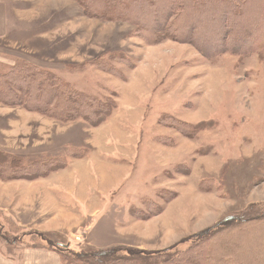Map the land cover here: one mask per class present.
Instances as JSON below:
<instances>
[{
	"label": "rangeland",
	"instance_id": "rangeland-1",
	"mask_svg": "<svg viewBox=\"0 0 264 264\" xmlns=\"http://www.w3.org/2000/svg\"><path fill=\"white\" fill-rule=\"evenodd\" d=\"M16 7L24 38L16 41L12 36L1 45L8 47V53H0L9 62H0V72L27 61L56 73L79 91L102 97L115 92L118 108L106 123L93 128L82 121L65 124L0 104V151L25 165L64 155L65 144L85 146L91 153L86 157L94 164L106 157L130 158L135 173L107 198L119 207L117 225H124L117 227L126 226L133 217L131 209L139 215L161 205L164 211L152 217L160 216L154 222L162 225L158 239L145 242L143 248H121L170 249L167 253L174 255L193 246L197 241L193 236L225 217L264 205V66L258 55L241 62L224 54L212 63L188 44L168 40L148 45L134 37L132 25L89 19L73 0H20ZM112 52L131 60L130 65L113 62L119 76L94 65L98 57ZM162 115L191 124L215 120L217 127L191 140L161 124ZM157 136H169L175 145H163ZM207 146L210 154L197 153ZM84 159L78 164H85ZM78 160H70L68 166H76ZM204 180L219 191H201L199 183ZM114 182L106 186L113 187ZM165 191L178 196L164 202L160 195ZM109 212L105 208L94 222L110 221L104 216ZM0 218L4 231L21 230L19 235L31 242L33 230L18 226L2 211ZM76 240L78 247L90 249L80 237ZM174 245H179L176 250ZM205 245L209 249L202 260L209 258L213 264H264V220L210 234ZM2 246L11 255V246Z\"/></svg>",
	"mask_w": 264,
	"mask_h": 264
},
{
	"label": "trees",
	"instance_id": "trees-1",
	"mask_svg": "<svg viewBox=\"0 0 264 264\" xmlns=\"http://www.w3.org/2000/svg\"><path fill=\"white\" fill-rule=\"evenodd\" d=\"M73 1L89 19L132 25L134 37L148 45L168 40L188 44L212 63L224 54L237 56L241 62L256 54L264 66V0ZM115 61L126 65L131 63L124 53L112 52L98 57L94 65L119 76L121 71L113 64ZM116 98L115 92L102 97L79 91L56 73L27 61L13 65L6 73L0 72V104L21 107L65 124L82 121L93 128L102 126L117 110ZM159 121L191 140L197 139L201 132L217 127L215 120L191 124L171 115H162ZM156 141L166 146L175 145L174 139L169 136H157ZM211 152V146L197 150L199 155ZM88 153L86 147L67 146L62 156H47L25 165L20 158L0 151V180L9 182L45 178L66 168L70 160L85 158ZM199 188L205 192L220 189L212 186L208 180L199 183ZM166 194L168 197H165ZM160 196L164 202L170 203L178 194L165 191ZM131 211L133 217L146 221L163 213L164 207L156 205L154 209L141 211L139 215L135 208ZM261 220H264V205H257V210L252 209L248 213L225 217L214 227L193 236L197 239L193 246L174 255L167 253L170 249L164 252L121 247L85 249L36 231L29 233L32 239L27 242L18 233L4 231L1 218L0 240L9 245L15 243L51 250L60 256L62 264H213L209 258L202 260L205 250L209 249L205 244L210 234L215 236L243 229ZM10 222L7 223L10 225ZM179 245H174L172 249L176 250Z\"/></svg>",
	"mask_w": 264,
	"mask_h": 264
},
{
	"label": "crops",
	"instance_id": "crops-1",
	"mask_svg": "<svg viewBox=\"0 0 264 264\" xmlns=\"http://www.w3.org/2000/svg\"><path fill=\"white\" fill-rule=\"evenodd\" d=\"M19 1L0 0V50L6 53L8 47L1 46L4 42H9L12 36H17L14 38L16 41L24 38L19 25L22 22L21 15L19 17L18 14L20 10L16 7ZM14 39L12 44L16 42ZM0 62L8 63L9 59L0 53ZM65 145L64 147H85ZM89 155L91 153L88 157ZM89 158H81L74 165L75 168L70 164V167L55 171L45 178L9 182L0 180V211L23 229L45 233L58 241H69L74 245L80 237L90 248H143L146 246L145 242L158 239L162 225H155L154 222L160 216L146 221L131 217L125 221V227L118 228L117 226L124 225H117L119 207L114 208L113 199H107L132 178L135 173L134 162L126 156H120L119 161L106 157L107 159H101L94 164ZM83 159L88 161L78 164ZM110 180L115 181L113 187L106 186ZM105 208L110 212L104 216L110 221L101 219L96 224L94 220ZM90 219L93 221L89 222ZM94 230L93 235H90ZM20 232L14 233L19 235ZM2 245L11 246V255L5 252ZM0 264H62V260L57 253L43 247L15 243L9 245L0 240Z\"/></svg>",
	"mask_w": 264,
	"mask_h": 264
}]
</instances>
